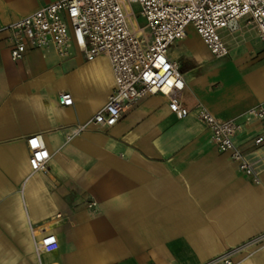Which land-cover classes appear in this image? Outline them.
I'll list each match as a JSON object with an SVG mask.
<instances>
[{"label": "crops", "instance_id": "obj_1", "mask_svg": "<svg viewBox=\"0 0 264 264\" xmlns=\"http://www.w3.org/2000/svg\"><path fill=\"white\" fill-rule=\"evenodd\" d=\"M54 1L0 0V25ZM188 26L169 50L185 65L186 117L157 93L111 127L79 131L115 87L108 58L86 60L72 44L65 58L30 49L13 61L0 33V264H203L226 252L234 264H264V170L259 184L240 172L194 108L200 102L214 117L242 123L238 146L264 161L252 139L264 119L247 114L264 107V43L241 21L222 32L224 61L210 63L195 30L206 54L187 41ZM63 92L72 105L59 103ZM35 134L49 153L44 172L28 162ZM45 233L58 246L37 256L34 240Z\"/></svg>", "mask_w": 264, "mask_h": 264}, {"label": "built area", "instance_id": "obj_2", "mask_svg": "<svg viewBox=\"0 0 264 264\" xmlns=\"http://www.w3.org/2000/svg\"><path fill=\"white\" fill-rule=\"evenodd\" d=\"M132 4L139 5L143 25L137 24L129 8ZM241 21L250 24L264 43V0H57L8 25H0V33H6L13 61L30 49L41 50L43 56L54 52L65 58L72 54V44L86 60L99 55L108 58L115 87L91 119L77 127L79 131L88 124L111 127L139 99L157 93L166 97L169 110L178 119L186 117L190 113L182 99L186 81L178 61L169 57L171 46L184 39L186 27L191 25L212 56L222 59L229 53L222 32L233 33ZM59 103L72 105L70 93H61ZM194 108L209 132L210 142L228 155L240 172L259 184L263 157L238 146L236 137L243 131L242 123L218 119L200 102ZM247 114L264 119V107H251ZM252 139L258 148L264 147V132ZM27 146L31 171H46L49 153L41 135L29 137ZM94 206L95 202L90 201L88 207ZM57 246V237L52 233L34 240L37 256ZM203 264L234 262L226 252Z\"/></svg>", "mask_w": 264, "mask_h": 264}, {"label": "rangeland", "instance_id": "obj_3", "mask_svg": "<svg viewBox=\"0 0 264 264\" xmlns=\"http://www.w3.org/2000/svg\"><path fill=\"white\" fill-rule=\"evenodd\" d=\"M43 1H45V0H43ZM129 8H131L133 10V12L135 13L137 24L143 25L145 23V21H144V18H142L138 14L139 10H140L139 5L138 4H132L131 7H129ZM187 29H188V35H187L188 39H187V41L189 42V44H191L194 48H196L200 54H206V51L200 45L199 39L194 34V29L191 26H188ZM181 51H182V47H177L174 50V54L177 55ZM208 60H209L208 62H210V63H219L221 61H224V59H216V58H209ZM180 63L182 64L181 69H184L185 65L182 63L181 60H180ZM260 240H261L260 244L263 245L264 244V238L262 237Z\"/></svg>", "mask_w": 264, "mask_h": 264}, {"label": "bare ground", "instance_id": "obj_4", "mask_svg": "<svg viewBox=\"0 0 264 264\" xmlns=\"http://www.w3.org/2000/svg\"><path fill=\"white\" fill-rule=\"evenodd\" d=\"M133 25H134V24H133ZM185 37H186V35H185ZM185 37H184V38H185Z\"/></svg>", "mask_w": 264, "mask_h": 264}]
</instances>
